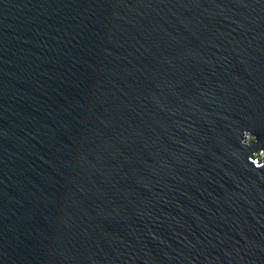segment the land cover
<instances>
[{"label":"water","instance_id":"obj_1","mask_svg":"<svg viewBox=\"0 0 264 264\" xmlns=\"http://www.w3.org/2000/svg\"><path fill=\"white\" fill-rule=\"evenodd\" d=\"M257 152L264 0H0V264H264Z\"/></svg>","mask_w":264,"mask_h":264},{"label":"rangeland","instance_id":"obj_2","mask_svg":"<svg viewBox=\"0 0 264 264\" xmlns=\"http://www.w3.org/2000/svg\"><path fill=\"white\" fill-rule=\"evenodd\" d=\"M247 139L250 140L251 137H248ZM263 156H264V154H263L262 152H257V153L255 154V157H256V158H263Z\"/></svg>","mask_w":264,"mask_h":264}]
</instances>
